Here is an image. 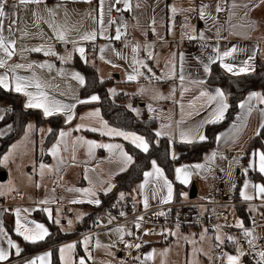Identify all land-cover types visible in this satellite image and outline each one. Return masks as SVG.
<instances>
[{"label":"crops","instance_id":"crops-1","mask_svg":"<svg viewBox=\"0 0 264 264\" xmlns=\"http://www.w3.org/2000/svg\"><path fill=\"white\" fill-rule=\"evenodd\" d=\"M130 3L131 10H127L123 0L120 3H116L115 0H104L102 16L100 0H90V2L87 0H42L39 5L34 3L21 5L19 0H8L4 6L6 17L3 20V36L16 42V54L7 60V65L11 67L22 64L26 67L13 71L0 68V75L7 74L13 87L16 76L29 81L38 79L42 83L41 89L37 90L30 86L27 91L33 93L43 91L50 98L61 103L74 105L73 118L70 122L67 120L66 112L53 115L62 117L67 127L61 131L69 135L64 138L59 135L57 142L46 152L45 159L41 158V153L51 126L49 123L37 126L35 122L37 136L40 135V131L42 132V143L39 142L40 145H36L35 160L39 167L47 165L48 169L30 175L31 179L24 183V190L15 192V194L21 193V202L26 205L17 207L16 210H20L21 221L27 223L29 227L33 226L32 222L43 224L51 233L49 226L37 220L35 214L45 215L56 225V209L63 217L72 218L75 214L73 212L79 211L84 218L90 213L91 207L97 205L88 202L90 198L84 195L85 189L79 188L81 183L87 184L91 190L94 189L95 198L100 200V193H108L109 188L113 189L114 177L132 165L133 157L127 151L125 144L130 143L135 147L136 145L122 136L103 134L107 131L103 127L104 123L108 128L133 133L148 142L147 138L134 130L106 120L97 105L99 99L91 101L92 96L98 95L81 98V90L86 79L84 73L78 68L77 62L94 66L99 79L109 81L107 89L111 96L122 94L132 97V106L127 102L125 105L138 117L145 114L152 119L154 132L161 133L159 137H167L174 144L190 145L181 141V130L187 132L199 129L206 136L205 129L208 125L223 123L228 118L229 108L223 120L217 123H206L212 118L214 105H209L206 97L201 96V92L214 94L217 89L222 90L207 82L212 67L217 65L226 75L238 77L253 73L257 60L264 58V0H130ZM205 5L207 6L205 16L201 18L200 9ZM225 5H227L229 19H218V13L225 9ZM217 7L221 10L217 11ZM173 8L176 9L175 13L172 11ZM49 10L55 11L54 17L50 15ZM178 13L181 16L175 17L174 20L173 15ZM176 19L180 20L179 26H176ZM53 21L58 26H65L63 30L66 33L67 43L56 38V33L50 26ZM118 28L120 29L119 40L115 39ZM93 32L96 33L94 40L82 39L84 35ZM201 35L204 39H200ZM191 36L196 38L190 39ZM149 45L151 48L148 47ZM37 47L45 51L51 49L56 55H45L43 51H30ZM81 47L85 49L83 56L78 51ZM233 47L237 49V52L221 59L223 53ZM134 48L137 50L133 51ZM216 49L219 51L217 52ZM149 52L152 53L151 57L148 55ZM253 56L254 59L250 60L249 58ZM0 58H3L2 52H0ZM136 60L142 61L147 67L136 64ZM170 61L175 64V69L174 72L171 71V74H166ZM245 62H248L252 70L234 75L233 72H239V69L245 66ZM224 64L231 65L233 72L227 71ZM28 65L32 67L29 68ZM39 65H45V67H39ZM47 65H51V68ZM206 66L208 71H205ZM137 70L140 74H137ZM151 72L160 75L159 77L165 79L166 84L159 85V80L153 77ZM75 73H79L84 78L83 84L73 78ZM129 75H136V80L129 81ZM181 75L184 77L183 80L180 79ZM251 93L253 92H249L240 103L245 102ZM16 94L22 97L24 108L31 110L25 107L27 97L21 93ZM81 101L88 102L81 103ZM139 102H141L140 111L137 109ZM227 102L229 104L228 97ZM79 104L89 106L77 114ZM252 105L253 110L250 114L238 108L232 121L219 130L215 148L205 152L202 162L175 166L173 180L167 177L165 171L155 161L172 184L170 202L175 199L182 200L184 192L190 191L192 184L196 185L198 194L202 192L201 198H203L209 190L211 180H218L226 190L229 187L236 190L238 179L242 178L236 198L241 202L264 203V194L259 192V187L263 185L251 178L253 171H259L258 154L262 152L261 149L251 152L248 158L244 159L249 143L257 135V131L261 130L260 125L264 122V114H262L264 104L253 100ZM11 107V100L0 98V110L6 109L7 112ZM33 110L39 111L44 118L53 117L45 116L41 109ZM96 112H99V117L94 115ZM93 128L97 130L92 131ZM81 138L83 141L98 145H119L120 148L110 151L105 147H97L90 153L87 144L78 142ZM197 142L202 141L197 140L194 143ZM53 149H56L55 154ZM121 150L132 157L131 163L125 165L120 154ZM212 153H216L214 159L211 158ZM174 154L177 156L178 151L175 150ZM195 164H203L205 167L197 170L187 184L181 183L177 179L176 169ZM26 169L29 172V166ZM149 171H154L152 163L146 172ZM261 174L264 176V173ZM60 178L62 181L65 179L68 183L65 188L71 189V192L66 193L59 185L60 193L56 192L62 199L59 203L53 193L55 192L53 186L58 183L55 180ZM145 179L144 175L140 187L133 194L134 203L145 207L144 200L147 198L148 206L145 208L166 204L163 203V198L167 196V188H161V185L153 182L151 178L145 185ZM246 180L253 182L255 188V196L250 200L243 199L242 195ZM47 185L51 186L53 191L51 195L55 196L53 201L46 200L43 196L44 187ZM141 185L145 186L141 187ZM76 189L80 191H75ZM15 194L4 193L0 194V197H4L10 203L19 204L20 200L15 198ZM231 194H235V191ZM40 201H48V203L41 204ZM73 201H79L80 204L77 205ZM26 209L28 211H25ZM247 209L252 216L264 214V205H251ZM16 210L0 211V226L3 228L0 232V247L7 249V239L10 238L19 245L21 252L20 255H16L15 249H11L9 259L0 264H29L37 257L51 253V249H46L27 256L21 255L25 248L24 242L28 241L16 234ZM47 210L51 211V217ZM9 227L12 230H9ZM58 228L62 231L59 226ZM198 229L202 228H196ZM253 233L256 240L264 235V229H258ZM100 234H106L104 243L106 252H108L107 248L113 249L118 260L121 258L120 245H133L130 229H117ZM166 235L168 232L162 236L147 239V244L139 255L143 263L153 264L154 247L152 245L168 242ZM197 235H199L198 231ZM206 237L210 246L207 254H203V258L208 257L213 248V241L207 232ZM76 238L60 244L59 248L68 243H76L78 252L82 254L81 239ZM220 241L225 245L226 256L240 254L242 247L238 241L225 243L222 237ZM88 250L94 252L91 246ZM74 254L77 255L76 251ZM149 256L152 258L148 259ZM241 260L245 264L244 255ZM49 264H52V255L49 258Z\"/></svg>","mask_w":264,"mask_h":264},{"label":"trees","instance_id":"trees-1","mask_svg":"<svg viewBox=\"0 0 264 264\" xmlns=\"http://www.w3.org/2000/svg\"><path fill=\"white\" fill-rule=\"evenodd\" d=\"M78 68L85 75V84L81 90V98L85 99L91 95H98L100 107L103 117L125 128H130L135 132L143 135L149 142V150H143L126 143L125 147L129 154L133 157L132 165L124 172L114 177V187L108 193H100L99 198L101 204L99 206L91 207L93 210H98L104 205H118L134 203L133 194L140 187L144 178V174L150 167L152 161H156L159 166L165 171L168 178L174 179L175 166L186 163H200L204 159L205 152L209 149L215 148L217 134L224 126L229 124L234 118L239 108V103L243 101L249 92L264 93V58H259L256 63V69L253 73L233 77L228 76L215 65L212 67L208 84L220 87L229 101V114L225 122L219 124L208 125L205 129L207 139L202 142L193 143L190 145L174 144L167 137H159L153 130L154 121L148 118L145 114L138 117L125 104L124 100L127 96L117 94L111 96L108 92L109 81H101L97 75V70L94 66L76 63ZM4 97L12 101V107L9 109L2 120L0 126L14 123V132L0 138V157L8 149L9 145L16 140H19L26 131L27 123L30 120H35L37 126L49 123L51 130L44 142L43 150L47 152L58 140L59 133L62 129L67 127L61 116H53L44 118L37 110H26L23 106V99L20 95L6 91L0 87V98ZM89 105L79 104L77 106V114ZM259 135H256L249 143L246 149V156L248 158L251 152L261 149L264 152V129L261 128ZM178 151L175 159L172 158L174 151ZM252 180L260 182L264 186V176L259 171H253L251 174ZM242 178L238 179L235 197L238 196L241 187ZM124 198L121 199V194ZM180 198V197H178ZM238 214L245 224L251 222V213L246 206L237 208ZM97 214L88 213L78 224V228L74 233H63L54 223L50 222L45 215L35 214L37 220L46 223L51 233L45 240L37 243L24 242V250L21 255L27 256L46 249H51L52 264H61L59 256V245L67 242L76 236L85 234L92 230L97 225ZM9 230H12L9 227ZM245 264H253L248 256H245Z\"/></svg>","mask_w":264,"mask_h":264},{"label":"snow or ice","instance_id":"snow-or-ice-1","mask_svg":"<svg viewBox=\"0 0 264 264\" xmlns=\"http://www.w3.org/2000/svg\"><path fill=\"white\" fill-rule=\"evenodd\" d=\"M8 0H0V52L3 53V58H0V68H8V71H13L15 69H21V68H25V65L22 64H16L13 65L11 67H9L7 65V60L10 59L11 57H13L16 54V48H15V41L14 40H8L7 38H5L3 36V20L6 17V13L4 10V6L5 4H7ZM42 2V0H19V4L21 5H27L30 3H34L39 5ZM87 2H90V0H87ZM116 3H120L121 0H115ZM127 10H131V3L130 0H123ZM101 3V16L103 15V10H102V6L104 3V0H100ZM235 7V5H234ZM207 8V6H202L200 9V16L201 18H203L205 16V9ZM221 9L219 7H217V11H220ZM50 11V15H52L53 17L55 16V11L54 10H49ZM173 13H175L176 9L173 8L172 9ZM101 24L103 23V21H100ZM114 23V21H113ZM51 27H53L54 32L56 33V38L59 39L60 41H63L65 43H67V39H66V33L63 30V28L65 26H58L55 24V22H51L50 24ZM9 31H11V29L9 28ZM96 38V33L93 32L91 34H87L84 35L82 37V39L84 40H94ZM195 36H191L190 39H195ZM115 39L119 40L120 39V29H117V35L115 36ZM200 39H204L203 35L200 36ZM138 47V46H137ZM149 48H151V45L148 46ZM137 49L134 48L133 51H136ZM27 51V49H26ZM30 51H34V52H41L43 51L45 55H56V53L54 51H52L51 49H48L47 51H45L43 48L37 47V48H33ZM79 53L81 54V56L84 55L85 49L84 48H79L78 49ZM216 51L218 52L219 50L216 49ZM237 52V49L235 47H233L231 50L229 51H225L221 57V59H223L224 57H229L231 55H233V53ZM149 57L152 56V53L149 52L148 53ZM103 58V57H102ZM61 59H67V58H61ZM254 59L253 57L249 58ZM136 64H140L143 67H147V65L143 64L142 61L136 60L135 61ZM170 71L174 72L175 69V64L170 61ZM225 69H227V71L229 72H233V67L229 64H224L223 65ZM27 67L31 68L32 65H28ZM39 67H45V65H39ZM47 67L51 68V65H47ZM252 70L250 68V65L248 64V62H245V66L239 69V72H233L234 75H238L240 73L246 72ZM149 71H151V69H149ZM205 71H208L207 66L205 67ZM137 74H140L137 70ZM74 79H77L81 84L84 83V78L79 74V73H75L73 76ZM136 75H129L128 76V80L129 81H133L136 80ZM180 79L183 80L184 77L181 75ZM34 87L37 90L41 89L42 87V83L36 79V80H26L25 78H22L20 76H16L15 77V84L13 87V84L11 82L10 77L5 74V75H0V87L9 90V91H15L16 93H21L24 96L27 97L26 100V104L25 107L27 109H41L43 114L45 116H53L56 115L58 113H67V120L68 122H70L73 118V114H72V110L74 108V105L72 104H64L61 103L58 100H55L53 98H50L45 92L43 91H37L36 93L27 91L28 87ZM201 96L202 97H206L207 99V103L209 105H214V109L212 111V118L208 121H206V123H217L221 120H223L225 113L227 111V109L229 108V104L227 102V97L225 95V93L220 90L217 89L215 91L214 94L209 93V92H201ZM99 99L98 96H92L91 97V101H97ZM253 100H257L259 101L260 104H264V93H259V92H253L251 93L247 100L245 102H242L239 104V108L242 110H245L246 114H250L253 110V105H252V101ZM88 101H81V103H86ZM264 114V113H262ZM95 116L99 117V112L94 113ZM3 119V116L0 115V120ZM103 127L107 130L106 132H104L103 134H107V135H116V136H122L125 139H130L131 142L133 144L136 145L137 148L142 149L144 152H147L149 150V145L148 142L141 136L135 135L133 133H128V132H124V131H119L116 130L114 128H108L107 124L104 123ZM260 127L262 129H264V122L261 123ZM29 131L32 129V126L29 125L28 126ZM92 131H96L97 129L93 128L91 129ZM5 132L0 131V136L5 135ZM259 131H257V135H259ZM61 138H64L66 135H69L68 133H65L63 131H61L59 133ZM157 136L161 135L160 132L156 133ZM180 138L181 141L184 143H194L197 140L198 141H205L207 139L206 136H204L199 129H194V130H190V131H183L181 130L180 132ZM78 142H83L85 144L88 145L89 148V152L91 153V151L94 148L97 147H105L108 148L110 151L112 149H119L120 146L119 145H112V144H108V145H98L95 144L94 142H90V141H83V138L80 139V141ZM15 148V146H14ZM56 149H53V153L55 154ZM121 157L125 163V165H127L128 163L132 162V157L129 156L127 153H124L121 150ZM216 153H212V157L211 158H215ZM8 156L4 157V161L7 162L8 160ZM172 158L175 159L176 156L173 153L172 154ZM258 161H259V171L261 173H264V152H261L258 154ZM154 171H149L146 172L145 175V185L149 182V178H151L153 180V182L160 184L161 188H167V196L165 198H163V203H169L172 199V184L167 180V178L164 176L163 170L161 168H159L156 165V162L153 161L152 162ZM44 165H41V168L43 169ZM205 167V165L203 164H195V165H185L183 167L177 168L176 169V176L177 179L180 180L181 183L187 184L189 182V179L192 175L196 174L197 170H202ZM162 182V183H161ZM145 185H141V187H144ZM245 187H247V185H245ZM71 191V189H69ZM75 191H80L79 189H76ZM107 191H111V188H109ZM259 192L261 194H264V186H260L259 187ZM84 195L89 197L90 199L88 200L89 203H93L97 206H99L101 204V201L96 197V193L95 191L91 190V189H85L84 190ZM243 199L245 200H250L252 199V196L247 195L246 193H243ZM121 199L124 198V194L122 193L120 196ZM74 203L76 201H73ZM39 203L43 204V203H48V201H40ZM144 205L145 207L148 206V200L147 198H145L144 200ZM25 211H28L27 209ZM49 213V216L51 217V211L47 210ZM17 219H16V227H15V231L16 234L19 236H22L23 239L25 241H28L30 243H37L40 241L45 240L46 237H48L50 235L48 229L43 225V224H36L34 222H32L33 226L29 227L27 223L22 222L21 221V213L20 210L17 209L16 213H15ZM121 215H123V213H121ZM159 215H164V213H159ZM140 219L142 220L143 217H140ZM57 223H59V221H56ZM71 223V222H69ZM237 227H240L242 229H244V236L248 239V243L251 247H255L254 244V233L249 230L244 228V224L243 222H240L236 225ZM3 231L2 226H0V232ZM122 231V230H121ZM147 234V233H146ZM218 240L221 239V237H217ZM228 240L235 242V238L234 237H227ZM122 240V237H121ZM222 242V241H221ZM89 243V238H86L84 240V244L85 246H87ZM7 249H5L4 247H0V262H4L7 261L9 259V255H10V250L11 249H15L16 255H20L21 249L19 247L18 244H16L12 239L8 238L7 239ZM129 247H135V248H139L140 245L136 244V245H128ZM76 245L75 244H69L66 245L65 247H62L59 249L61 257L64 259V264H74V262L72 261L71 258V253L74 251ZM152 255H155V252H153ZM245 255V253L243 252V250H240V254L239 255H227L226 260H227V264H240L241 261V257ZM260 259L257 262V264H264V251H260L258 253ZM51 256V253H47L43 256H39L37 257L35 260H32L29 262V264H49V258ZM152 257L149 256L148 259H151ZM79 264H85V260L81 259L79 261Z\"/></svg>","mask_w":264,"mask_h":264},{"label":"built area","instance_id":"built-area-1","mask_svg":"<svg viewBox=\"0 0 264 264\" xmlns=\"http://www.w3.org/2000/svg\"><path fill=\"white\" fill-rule=\"evenodd\" d=\"M218 19H229L227 5L224 10L218 13ZM179 25L180 20L176 19V26ZM53 189L60 193L58 183L54 184ZM15 198L20 200L19 204L10 203L4 197H0V211L13 212L17 207L26 206L21 202V193H16ZM251 205H264V203L241 202L235 195L229 193L218 180L213 179L203 198L197 196V198H189L187 201L175 199L170 203L149 208L141 207L136 203L104 205L98 210H93L98 216L96 227L76 239L117 229H130V239L133 241V245L139 244L140 247H128L121 244L120 264H145L139 255L142 254L148 238L162 236L168 229L204 228L213 241V248L209 256L203 258L202 264H227L225 245L221 243V239H217L218 236L222 237L225 243L230 242L227 237H234L242 247L245 253L244 257L248 256L253 264H257L260 259L258 253L264 251V235L256 238L254 240L255 247H251L248 243L249 238L244 236V229L236 226L243 222L237 208ZM159 213H164V215H159ZM140 217L143 219L141 220ZM243 224L244 228L252 232L264 229V214L251 215V222L249 224L243 222Z\"/></svg>","mask_w":264,"mask_h":264},{"label":"rangeland","instance_id":"rangeland-1","mask_svg":"<svg viewBox=\"0 0 264 264\" xmlns=\"http://www.w3.org/2000/svg\"><path fill=\"white\" fill-rule=\"evenodd\" d=\"M177 16H181V14L178 13V15H173V19L175 20V17ZM151 74L153 75V77L159 80V85L162 86L166 84L165 79L159 77L160 75L155 72H151ZM166 74H171L169 65H167ZM125 102L130 103V106H132V97H127L124 100V104ZM140 104L141 102H139L137 106L138 111L141 110ZM5 112L6 109L0 110V115L5 116ZM29 125L32 126V129L30 131L28 129ZM14 130L15 127L13 122L4 126H0V131L6 133L5 135L0 136V138L14 132ZM41 133L42 132L40 131V135L37 136L35 120H30L27 123L24 135L19 140L11 143L8 149L0 157V172L5 171L7 173V180L4 182H0V194L8 193V195H14L17 190L23 191V187L25 186L24 183L26 184L25 181H29L31 179L29 177L30 175H35L37 174V172L48 169L47 165H44L46 167H44L43 169L41 168V165L39 167V164L35 160L37 149L36 145L39 146L40 143H42ZM5 156L9 157L7 162L4 161ZM41 158H46V152L44 150H42ZM27 166H29V172H27ZM55 181L59 183L60 187L64 191H66V193L71 192L69 189L65 188V186H68L66 185L68 183L65 181V179H63L62 181V179L60 178ZM245 185H247V187H245ZM79 188L89 189L87 184L83 185L82 183ZM92 190L95 191L94 189ZM227 190L231 193H233L234 191L236 192V190L232 187L227 188ZM243 190V193L252 196V199L254 198L255 188L253 182H251L250 180H246ZM51 192L53 191L50 185L44 187L43 196H45V199H51V201H53L55 200L54 195H56V198L58 200L57 202L60 203L62 200L60 199L61 196L56 192H53L54 195H51ZM188 195L189 191H185L182 196V200L187 201ZM198 196L199 198H201L202 192H199ZM76 199H78V196H76ZM78 202L79 201H76L75 204L79 205L80 203ZM82 204V206H84V203ZM58 211L59 210L56 209V221H59V223L56 222L57 227L59 226L62 229L63 233H74L78 228L79 222L83 218L82 213L79 211H69L70 213H75L74 217L69 218V216L63 217L61 214H58ZM90 213H93L92 208L90 209ZM197 231L199 232V235H197ZM166 232H168V235H166V239H168V242L152 245L155 252V255H153V264H202V256L203 254H207L210 246L209 241L206 237V231L203 228L198 230H196V228H175L168 229ZM105 237L106 234L87 237L89 238V243L87 246H85L84 244V240L86 238H82V254L78 252V245L76 243H68L60 246V248L65 247L69 244L76 245L74 251L71 253V258L74 264H79V261L81 259L85 260V264H120L121 261H119L120 259L118 260L117 255L113 249L107 248L108 252H106V246H104V243L106 242ZM94 241L95 243H93ZM90 246L94 249V252H89L88 248ZM75 251L77 255L74 254ZM59 256L61 264H64V259L61 257L60 251ZM240 264H243V260L240 261Z\"/></svg>","mask_w":264,"mask_h":264},{"label":"water","instance_id":"water-1","mask_svg":"<svg viewBox=\"0 0 264 264\" xmlns=\"http://www.w3.org/2000/svg\"><path fill=\"white\" fill-rule=\"evenodd\" d=\"M7 180V173L5 171L0 172V182H4ZM198 196L197 187L195 184H192L190 191H189V198L195 199Z\"/></svg>","mask_w":264,"mask_h":264}]
</instances>
